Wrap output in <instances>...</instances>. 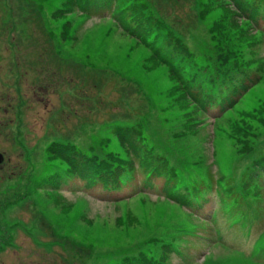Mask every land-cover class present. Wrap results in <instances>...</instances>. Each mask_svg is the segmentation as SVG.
Returning a JSON list of instances; mask_svg holds the SVG:
<instances>
[{"label": "rangeland", "instance_id": "obj_1", "mask_svg": "<svg viewBox=\"0 0 264 264\" xmlns=\"http://www.w3.org/2000/svg\"><path fill=\"white\" fill-rule=\"evenodd\" d=\"M0 154V264H264V0H0Z\"/></svg>", "mask_w": 264, "mask_h": 264}, {"label": "water", "instance_id": "obj_2", "mask_svg": "<svg viewBox=\"0 0 264 264\" xmlns=\"http://www.w3.org/2000/svg\"><path fill=\"white\" fill-rule=\"evenodd\" d=\"M2 158H3V157H2V155L0 154V163L2 162Z\"/></svg>", "mask_w": 264, "mask_h": 264}, {"label": "bare ground", "instance_id": "obj_3", "mask_svg": "<svg viewBox=\"0 0 264 264\" xmlns=\"http://www.w3.org/2000/svg\"><path fill=\"white\" fill-rule=\"evenodd\" d=\"M245 239H247V238H245Z\"/></svg>", "mask_w": 264, "mask_h": 264}, {"label": "flooded vegetation", "instance_id": "obj_4", "mask_svg": "<svg viewBox=\"0 0 264 264\" xmlns=\"http://www.w3.org/2000/svg\"><path fill=\"white\" fill-rule=\"evenodd\" d=\"M3 155V154H2ZM3 157V156H2Z\"/></svg>", "mask_w": 264, "mask_h": 264}]
</instances>
